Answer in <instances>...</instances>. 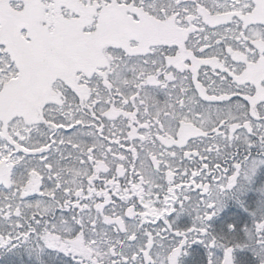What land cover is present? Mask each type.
<instances>
[{
  "label": "snow or ice",
  "instance_id": "6c2138e0",
  "mask_svg": "<svg viewBox=\"0 0 264 264\" xmlns=\"http://www.w3.org/2000/svg\"><path fill=\"white\" fill-rule=\"evenodd\" d=\"M229 199L248 215L217 234ZM193 244L264 264V0H0V253L182 264Z\"/></svg>",
  "mask_w": 264,
  "mask_h": 264
},
{
  "label": "trees",
  "instance_id": "16d2710c",
  "mask_svg": "<svg viewBox=\"0 0 264 264\" xmlns=\"http://www.w3.org/2000/svg\"><path fill=\"white\" fill-rule=\"evenodd\" d=\"M243 199L248 208H254L260 199V195L255 189H252L244 195ZM247 215L233 200L229 199L226 201L224 209L210 222L212 230L217 234H222L224 225L231 222H245ZM189 222L187 216L182 217V224ZM187 252L188 255L181 258L182 264H203L205 249L202 246L193 244L187 249ZM241 255L242 253L240 251L235 253L236 264H240ZM61 256L63 257L62 264H71V257L63 254ZM61 256H57L56 259L59 261ZM7 257L8 253H0V264H13L11 260L6 259ZM29 259L30 257L22 248L17 249L14 255L15 264H27Z\"/></svg>",
  "mask_w": 264,
  "mask_h": 264
}]
</instances>
